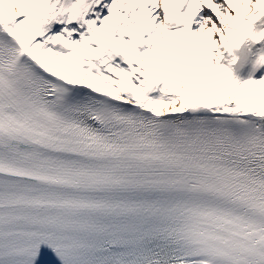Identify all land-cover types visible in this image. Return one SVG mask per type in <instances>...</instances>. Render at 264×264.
Instances as JSON below:
<instances>
[{
	"label": "snow or ice",
	"instance_id": "obj_1",
	"mask_svg": "<svg viewBox=\"0 0 264 264\" xmlns=\"http://www.w3.org/2000/svg\"><path fill=\"white\" fill-rule=\"evenodd\" d=\"M261 17L0 0V264H264V75L213 51Z\"/></svg>",
	"mask_w": 264,
	"mask_h": 264
},
{
	"label": "bare ground",
	"instance_id": "obj_2",
	"mask_svg": "<svg viewBox=\"0 0 264 264\" xmlns=\"http://www.w3.org/2000/svg\"><path fill=\"white\" fill-rule=\"evenodd\" d=\"M209 13H210V10L208 9H205L204 11H202L200 19L198 21L199 24L203 22L204 17ZM213 19H216V18L213 17ZM217 23H219V21H217ZM256 25L258 28H264V17H261L258 21H256ZM234 30H239V29L234 28ZM217 39H219V37H217ZM220 46H222V49L225 50L224 54L222 53L224 55L222 64L227 65L229 63V60L226 58L229 57V51L224 47L223 42L219 44L218 49H214L213 51L214 53L216 51H219ZM260 53H264V40L255 42L253 44L251 54L247 62L243 63L242 65L237 64L233 66L236 69L235 74H234L235 80L239 82H243L246 79L260 78L261 75H264V65H260L259 67H256L254 64V61L257 55Z\"/></svg>",
	"mask_w": 264,
	"mask_h": 264
},
{
	"label": "clouds",
	"instance_id": "obj_3",
	"mask_svg": "<svg viewBox=\"0 0 264 264\" xmlns=\"http://www.w3.org/2000/svg\"><path fill=\"white\" fill-rule=\"evenodd\" d=\"M261 40H264V28H258L256 21H253L250 34L247 36L242 35L238 43L233 44L231 48L227 49L229 51V57L226 59L229 60V63L224 66L228 68L232 76H234L236 71L233 66L237 64L242 65L243 63L247 62L251 54L253 44ZM262 57H264V53L257 55L254 61L256 67L264 65V58Z\"/></svg>",
	"mask_w": 264,
	"mask_h": 264
},
{
	"label": "rangeland",
	"instance_id": "obj_4",
	"mask_svg": "<svg viewBox=\"0 0 264 264\" xmlns=\"http://www.w3.org/2000/svg\"><path fill=\"white\" fill-rule=\"evenodd\" d=\"M220 2L221 3H223V0H220ZM225 7H226V5H224ZM231 11V10H230ZM213 17H215L214 15H213ZM199 27V26H198ZM222 49V46H220V49H219V51H216L215 53H216V55L219 57V59L217 60V61H214V62H216L217 64H218V66H224L223 64H222V61H223V57H224V52H225V50H223ZM223 53V54H222Z\"/></svg>",
	"mask_w": 264,
	"mask_h": 264
}]
</instances>
